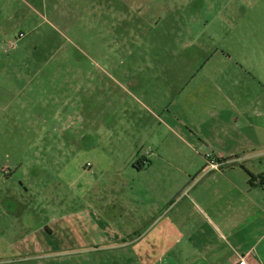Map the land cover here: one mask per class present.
Segmentation results:
<instances>
[{"label":"rangeland","instance_id":"374dc122","mask_svg":"<svg viewBox=\"0 0 264 264\" xmlns=\"http://www.w3.org/2000/svg\"><path fill=\"white\" fill-rule=\"evenodd\" d=\"M48 11L43 21L0 0V23H20L14 40L25 34L19 53L0 57V264H22V244L26 256L44 250L38 261L92 259L72 250L107 222L124 226L123 197L149 195L129 165L151 145L138 99L196 89L206 56L219 68L233 55L264 104V0H48Z\"/></svg>","mask_w":264,"mask_h":264},{"label":"crops","instance_id":"0c3cea01","mask_svg":"<svg viewBox=\"0 0 264 264\" xmlns=\"http://www.w3.org/2000/svg\"><path fill=\"white\" fill-rule=\"evenodd\" d=\"M20 1L46 19L48 0ZM19 24L0 23L1 58L20 52L23 37L13 38ZM12 42L16 48L9 47ZM222 57L227 61L219 68L209 67L218 56L204 58L193 75L196 89L178 85L165 101L138 99L151 116L142 123L151 145L129 165L142 176L139 189L149 195L123 197L118 211L125 215L124 226L107 222L96 231L99 239L72 250L94 255L83 264H236L240 259L264 264V187L252 182L253 176L264 177V104L259 93L253 98V73L231 63L233 55ZM36 246V256H26L27 244L17 248L21 263L53 264L38 261Z\"/></svg>","mask_w":264,"mask_h":264},{"label":"built area","instance_id":"2783aa9c","mask_svg":"<svg viewBox=\"0 0 264 264\" xmlns=\"http://www.w3.org/2000/svg\"><path fill=\"white\" fill-rule=\"evenodd\" d=\"M23 35H24V34L21 33V34H20V37L23 36ZM16 46H17V45H16L15 42H12V43L9 44V47H11V48H16ZM207 157H208V159H210V161H211V163H212L213 166H216V165H217L216 160H214L213 158H211V157H212V154H208ZM256 183L260 184V183H261V178H258V179L256 180ZM260 185H261L262 187H264V181H263ZM236 264H248V263H247V261H245L244 259H240Z\"/></svg>","mask_w":264,"mask_h":264},{"label":"trees","instance_id":"16d2710c","mask_svg":"<svg viewBox=\"0 0 264 264\" xmlns=\"http://www.w3.org/2000/svg\"><path fill=\"white\" fill-rule=\"evenodd\" d=\"M258 178H261V183L264 181V177H263V175H261V176H259V177H257V178H256L255 176H253V177H252V182L256 183V180H257ZM261 183H260V184H261ZM257 184H258V183H257ZM260 184H259V185H260Z\"/></svg>","mask_w":264,"mask_h":264}]
</instances>
